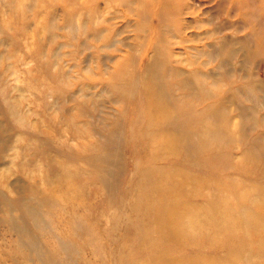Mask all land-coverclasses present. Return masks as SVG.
Wrapping results in <instances>:
<instances>
[{"label": "rangeland", "instance_id": "rangeland-1", "mask_svg": "<svg viewBox=\"0 0 264 264\" xmlns=\"http://www.w3.org/2000/svg\"><path fill=\"white\" fill-rule=\"evenodd\" d=\"M263 91L264 0H0V264H264Z\"/></svg>", "mask_w": 264, "mask_h": 264}, {"label": "bare ground", "instance_id": "bare-ground-1", "mask_svg": "<svg viewBox=\"0 0 264 264\" xmlns=\"http://www.w3.org/2000/svg\"><path fill=\"white\" fill-rule=\"evenodd\" d=\"M160 38V37H159ZM163 39V38H162ZM137 40H138V46L142 43V41H143V38L142 37H138L137 38ZM160 40H161V38H160ZM162 41V40H161ZM164 42L165 43H167V44H169L170 43V40L168 39V38H164ZM157 43H158V37L156 36L155 37V39L153 40V42L151 43V48H154V46L155 45H157ZM174 44H176V43H174ZM157 46H159V45H157ZM166 46V45H165ZM140 47V46H139ZM157 53V52H156ZM190 53H191V56H189L188 58H185V61L187 62V64H189V66H190V68L189 69H186L185 71H186V73H188V74H194L195 75V72H198L199 74H206V72H205V70H203V69H201V68H199V67H201V66H197V64L199 63L198 61H197V55H207L206 56V61H205V63L204 64H208V63H211V62H216V65L215 66H217V67H221L222 65H224L225 63H226V60L224 59L225 58V56H226V54L225 53H222V49H221V47L219 48V49H217V50H215V51H212V52H207V51H203V50H191L190 51ZM158 54V53H157ZM156 56V55H155ZM221 56H223L222 58H219V57H221ZM162 63H164L165 65H171V58H172V60H174L173 59V57H172V55H167V52H165V53H162L161 55H159L158 54V57H157ZM153 60V59H152ZM151 60V61H152ZM178 60V59H177ZM148 61H150V60H148ZM175 61V60H174ZM198 68H199V70H198ZM226 73H223L222 75H221V77L223 76V75H225ZM208 78H210V77H208ZM211 79H216V77L214 76V77H211ZM231 78H228V76L226 75V76H224L223 77V80L222 81H224V82H228V80H230ZM239 81V80H238ZM229 83H231V82H229ZM230 88V87H229ZM231 89V88H230ZM264 92V91H263ZM262 97L264 98V95L262 94Z\"/></svg>", "mask_w": 264, "mask_h": 264}]
</instances>
